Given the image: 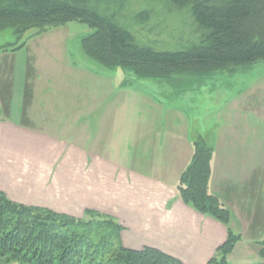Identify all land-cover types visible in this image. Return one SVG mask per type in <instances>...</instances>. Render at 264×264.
Segmentation results:
<instances>
[{"label": "crops", "instance_id": "obj_1", "mask_svg": "<svg viewBox=\"0 0 264 264\" xmlns=\"http://www.w3.org/2000/svg\"><path fill=\"white\" fill-rule=\"evenodd\" d=\"M41 56L33 60L38 93L44 80L49 90L69 81L82 86V143L38 126L39 114L37 128L25 123L33 120L25 102L29 64L24 81L16 83L8 52L0 51L11 74L10 90L0 100V192L17 204L77 219L87 210L103 214L121 227L126 249L154 248L182 264H208L230 229L240 236L234 249H245L235 264H264V99L238 105L223 119L226 129L221 117L203 126L200 111L189 117L183 112L184 100L168 107L159 93L144 94L141 102L137 90L126 93L153 80L122 68L75 69L64 61L51 76L53 62ZM219 71L175 75L159 82V90L180 99L181 90L196 89L193 81ZM198 138L213 149L210 192L231 212L229 226L185 205L177 192Z\"/></svg>", "mask_w": 264, "mask_h": 264}, {"label": "trees", "instance_id": "obj_2", "mask_svg": "<svg viewBox=\"0 0 264 264\" xmlns=\"http://www.w3.org/2000/svg\"><path fill=\"white\" fill-rule=\"evenodd\" d=\"M161 1L177 9L190 8L198 39L188 48L160 52L139 43L119 21L130 0H0V33L12 30L22 36L71 22L86 24L93 33L81 41L85 56L102 67L132 72L139 80L205 75L264 62V0ZM212 160L213 149L198 138L177 192L185 205L229 226L231 212L210 192ZM121 230L112 219L91 210L76 219L17 204L0 192V258L8 263L182 264L154 248L126 249ZM239 241L229 229L227 242L208 264H230L227 256ZM260 246L264 259V241Z\"/></svg>", "mask_w": 264, "mask_h": 264}, {"label": "rangeland", "instance_id": "obj_3", "mask_svg": "<svg viewBox=\"0 0 264 264\" xmlns=\"http://www.w3.org/2000/svg\"><path fill=\"white\" fill-rule=\"evenodd\" d=\"M121 17L120 23L129 27L139 43L150 46L160 52L181 51L188 48L190 44L198 39L190 8L177 9L170 3H165L161 0H130V4ZM92 33L93 30L88 25L79 22L47 28L42 30L41 33L38 30H31L22 36H17L12 30L0 33V48H9L6 51L9 58L7 57L8 59L6 60H9L8 62L15 69L14 79L16 83L19 78L24 81L26 65L29 64L25 102L26 111L33 116V120L25 123L37 128V114H39V119L43 121L38 126L48 125L47 129L55 130V132L65 135L60 136L59 139L72 141L78 145L82 143L81 84L69 81L67 87H61L60 85L49 90L46 87L49 81L44 80L42 81V86L45 89L38 93L37 90L39 89L37 84H35L37 71L33 60L37 59V55L42 54V62L43 59L46 61L51 60L53 64L48 63L50 68H52L51 76L57 74L54 66L63 61L68 65H73L75 69L99 68L100 65L87 58L81 49L82 39ZM22 45H24L23 48L12 52V49H17ZM35 63H37V60ZM43 70L48 71V68L44 66ZM7 71V63L1 61L0 100L5 98L10 90L11 74L9 77ZM118 76H122V73ZM58 78L60 80L62 75ZM161 81L153 80L137 85L134 84L133 89L127 90L126 93L134 92L135 89L137 90L138 98L140 96L143 97L144 94L147 95V93H159L167 101L168 107H173L178 101L184 100L185 108L183 112L187 117L194 112L198 113L200 111L203 126L212 124L221 117L224 123L222 128L226 129L228 128L226 125L228 120L225 122L223 119L238 105L242 107L248 102L264 99V62L219 71L200 78V80H195L190 86L196 89L181 90L184 92L180 95V99L175 97L173 93H166L167 91L164 89L161 92L159 90L161 88L158 85ZM71 82L73 83L72 85ZM51 85H53L52 82ZM148 96L150 97V95ZM138 101L141 102L142 99L140 98ZM140 106L141 103H138V107ZM55 126L61 127L59 131L55 129ZM105 138L103 137L102 139L105 140ZM234 250H236L234 255L229 259L232 264L238 263L242 253L245 251L243 247ZM0 264L21 263H8L5 259L0 258Z\"/></svg>", "mask_w": 264, "mask_h": 264}]
</instances>
